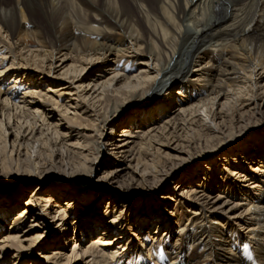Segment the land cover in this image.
<instances>
[{
	"label": "bare ground",
	"instance_id": "1",
	"mask_svg": "<svg viewBox=\"0 0 264 264\" xmlns=\"http://www.w3.org/2000/svg\"><path fill=\"white\" fill-rule=\"evenodd\" d=\"M153 1L0 0V264H264V0Z\"/></svg>",
	"mask_w": 264,
	"mask_h": 264
},
{
	"label": "rangeland",
	"instance_id": "2",
	"mask_svg": "<svg viewBox=\"0 0 264 264\" xmlns=\"http://www.w3.org/2000/svg\"><path fill=\"white\" fill-rule=\"evenodd\" d=\"M124 1V0H123ZM125 1H127L126 3H128L127 5L130 7V9L132 10V5H131V2H130V0H125ZM151 1H153V0H151ZM154 2V1H153ZM29 8H30V14H31V17L32 18H35L34 19V21H35V23L38 25V26H41L42 27V29L45 31V32H49L50 31V28L48 27V26H50L49 25V23L47 22V20L45 19V17L43 16V13H42V11L40 10V8H38V7H36V6H34V5H29ZM35 10V11H34ZM35 14V16H34V14ZM209 13V14H208ZM208 13H207V20L209 21L213 16H212V14H211V11H208ZM44 17V19H43V17ZM47 24H48V26H47ZM2 48V46H0V49ZM2 50H4V48L2 49ZM2 52V51H1ZM8 78V77H7ZM165 94V93H164ZM162 101V99L159 101V102H161ZM158 101L154 104V108L155 107H157L156 105L159 103ZM146 110H149V109H146ZM146 110H143V111H146ZM264 112V111H263ZM70 113H72V111H70ZM57 115H59V113H56ZM135 114V113H134ZM130 115V114H129ZM67 116H69V117H72V115H67ZM128 116V115H127ZM130 117V116H129ZM132 117V116H131ZM247 120H251L252 122H251V124L249 125V127H251V126H254V125H256V124H262V123H264V114H262V116L260 117V116H257V117H252V116H249V117H247L246 118ZM48 120V119H47ZM56 120H58V119H56ZM46 123H52V122H49V120H48V122H46ZM65 123V122H64ZM57 129H59V128H57ZM50 135V134H49ZM49 135H46L47 137H43V139L44 140H46V139H49V137H51V136H49ZM42 139V140H43ZM64 139H68V138H64ZM69 140V139H68ZM51 144H50V142H49V146H50ZM242 149H243V147H242ZM106 158H107V154L105 155H102L100 158H99V164H103V162H105V160H106ZM50 161H51V159L50 158H48ZM46 160L48 163H50L49 162V160ZM187 164V163H186ZM219 165H221V163L219 162ZM183 166V165H182ZM176 170V169H175ZM232 170H230V172H231ZM234 171V170H233ZM184 172H182V170L181 171H179L176 175H175V177L177 176H179V175H182ZM54 174H61L60 175V177H62V173H54ZM56 175L55 176H51V177H56ZM50 175H48V177H49ZM230 176H231V174H230ZM101 177V174L100 175H97L96 174V176L94 177V183L95 182H97V180L99 179ZM83 179H86V177L85 176H83ZM18 181H20L19 179H17L16 180V182H18ZM177 181V180H176ZM99 182H102V183H99V189L101 188V187H107V185L105 186V185H103V181H99ZM175 182V181H174ZM62 183V182H61ZM106 184V183H105ZM173 186V182H172V184H170V185H168L169 187L170 186ZM171 186V187H172ZM110 188V187H109ZM171 189V188H170ZM107 200V199H106ZM10 221L11 220H9L8 221V223H7V225H5L6 226V228L7 227H9V223H10ZM70 223V222H69ZM69 233H68V238L70 239V241L68 242V246H69V244H70V247H69V251H71L74 247V245H73V243L71 242V239H72V237H73V235H72V229L70 228L69 229ZM69 251H68V253H69ZM49 252V251H48ZM44 256V254L42 253L41 254V257H43ZM10 258V257H9ZM9 258H7L8 260H9ZM27 264H29V263H27Z\"/></svg>",
	"mask_w": 264,
	"mask_h": 264
}]
</instances>
